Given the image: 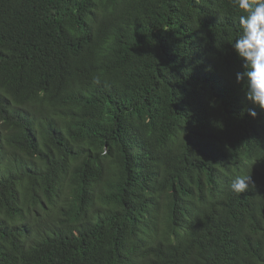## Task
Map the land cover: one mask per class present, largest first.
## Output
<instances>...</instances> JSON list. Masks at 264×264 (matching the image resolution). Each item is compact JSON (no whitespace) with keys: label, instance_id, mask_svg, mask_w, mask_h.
<instances>
[{"label":"trees","instance_id":"trees-1","mask_svg":"<svg viewBox=\"0 0 264 264\" xmlns=\"http://www.w3.org/2000/svg\"><path fill=\"white\" fill-rule=\"evenodd\" d=\"M241 14L0 0V264H264V165L251 194L212 178L264 158V109L236 80ZM184 193L208 210L191 236Z\"/></svg>","mask_w":264,"mask_h":264},{"label":"clouds","instance_id":"clouds-1","mask_svg":"<svg viewBox=\"0 0 264 264\" xmlns=\"http://www.w3.org/2000/svg\"><path fill=\"white\" fill-rule=\"evenodd\" d=\"M235 3L238 9L243 12L239 16L242 33L233 45L239 58L243 61V71L236 73V80L244 85L247 100L264 109V0H235ZM249 115L256 118L257 113L254 110H249ZM250 152L254 151L250 150L249 153L242 155H245L246 162L253 170L240 166L238 155V161L234 164L224 160L222 164L216 165L217 169L212 173L213 184L242 195L247 192L251 194L253 190L257 191L259 188L255 179L259 176L255 177L254 171L259 173L258 168L262 164L264 165V158L250 159ZM239 154L241 153L239 152ZM219 155L221 154L219 153ZM200 175L202 173L194 177ZM232 176L234 177L231 178ZM193 182V179L187 182V187L189 188ZM187 194L182 195L181 207L187 223L188 236H191L188 227L195 225L200 228V221L208 210L203 208L200 210L187 209ZM258 216L260 215L257 214L256 217ZM258 222L259 230L264 229V219L262 218V221L258 220Z\"/></svg>","mask_w":264,"mask_h":264},{"label":"bare ground","instance_id":"bare-ground-1","mask_svg":"<svg viewBox=\"0 0 264 264\" xmlns=\"http://www.w3.org/2000/svg\"><path fill=\"white\" fill-rule=\"evenodd\" d=\"M162 193V192H161ZM61 207V206H60ZM103 261V260H102ZM19 262V261H18Z\"/></svg>","mask_w":264,"mask_h":264}]
</instances>
